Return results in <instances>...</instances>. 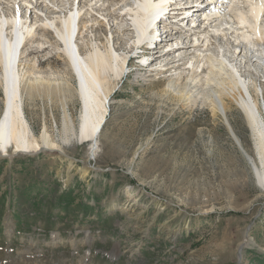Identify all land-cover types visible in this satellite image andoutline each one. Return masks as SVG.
<instances>
[{"label":"rangeland","instance_id":"1","mask_svg":"<svg viewBox=\"0 0 264 264\" xmlns=\"http://www.w3.org/2000/svg\"><path fill=\"white\" fill-rule=\"evenodd\" d=\"M96 1L99 23L79 37V48L111 33L127 43L126 16L115 21L109 14L120 3ZM0 2L7 13V0ZM175 8L171 16L181 10ZM162 20L168 24L167 15ZM59 55L49 47L30 58L74 87ZM123 74L94 156L89 144L72 141L61 144L63 153L0 158V264H264V191L225 122L199 102L161 96L167 72L149 77L132 59ZM39 102L24 101L31 131L38 135L46 122L61 142L62 108ZM69 105L76 125L77 96ZM228 112L233 133L253 156L241 110L232 103Z\"/></svg>","mask_w":264,"mask_h":264},{"label":"bare ground","instance_id":"2","mask_svg":"<svg viewBox=\"0 0 264 264\" xmlns=\"http://www.w3.org/2000/svg\"><path fill=\"white\" fill-rule=\"evenodd\" d=\"M115 1L121 5L119 11L111 8L109 14L115 21L126 16L124 29L132 32L127 43L121 45L111 33L103 42L99 37H94V43L89 39L86 49L79 48L78 39L99 23L93 18L97 11L93 0H7V13L0 6V158L42 151L63 153L61 144L72 141L89 144L94 156L114 88L130 61L138 59L139 68L145 67L149 77L169 73L161 96L191 105L199 102L225 122L253 179L264 191V0ZM15 2L22 3L15 7ZM175 7L181 10L171 16ZM184 10H189L185 16ZM166 15L168 24L162 20ZM159 20L162 29L157 30ZM181 23L190 28L176 27ZM159 38L161 42L155 40ZM127 44L132 56L126 51ZM48 46L62 56L74 87L57 70L42 71L40 63L30 58L46 52ZM154 46L153 62L149 59ZM75 96L79 103L76 125L68 112ZM24 101L60 105L61 142L51 138L46 122L34 135L25 117ZM232 103L241 110L252 133L253 156L243 150L228 123Z\"/></svg>","mask_w":264,"mask_h":264},{"label":"trees","instance_id":"3","mask_svg":"<svg viewBox=\"0 0 264 264\" xmlns=\"http://www.w3.org/2000/svg\"><path fill=\"white\" fill-rule=\"evenodd\" d=\"M68 205V204H67Z\"/></svg>","mask_w":264,"mask_h":264}]
</instances>
